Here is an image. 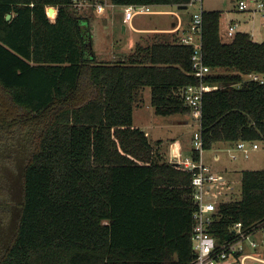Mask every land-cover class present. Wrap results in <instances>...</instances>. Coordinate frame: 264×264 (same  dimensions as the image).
I'll use <instances>...</instances> for the list:
<instances>
[{
	"label": "trees",
	"instance_id": "obj_1",
	"mask_svg": "<svg viewBox=\"0 0 264 264\" xmlns=\"http://www.w3.org/2000/svg\"><path fill=\"white\" fill-rule=\"evenodd\" d=\"M191 1L111 0L121 8ZM47 6L58 7L56 17ZM221 15L202 11L203 56L212 69L206 82L218 86L203 95V150L264 140V83L247 79L264 76V40L246 31L224 40ZM93 17L71 0H0V93L10 113L0 128L22 124L37 139L0 264H193L194 171L170 161L163 141L152 142L134 123L146 87L156 115L192 114L182 90L199 83L193 47L177 32H156L123 58L101 61ZM190 156L198 160L200 152L192 147ZM232 196L208 227L218 244L234 223L248 228L264 218V169L244 170L241 197Z\"/></svg>",
	"mask_w": 264,
	"mask_h": 264
},
{
	"label": "rangeland",
	"instance_id": "obj_2",
	"mask_svg": "<svg viewBox=\"0 0 264 264\" xmlns=\"http://www.w3.org/2000/svg\"><path fill=\"white\" fill-rule=\"evenodd\" d=\"M203 4L206 10H221L223 15H230L235 12V0H196L186 9H180L176 5H161L155 6L154 14L138 15L135 18V27L140 28H155L160 27L169 29L172 23L176 21L173 14H164L162 11H177L180 13L185 25L191 16L200 10V5ZM123 8L115 7L104 17L91 18L93 28V50L98 55L101 61H114L123 58L125 54L130 53L129 42L136 41L143 37L146 41L157 39L153 32L137 35V32L129 28V24L123 22ZM86 15L91 14V11H81ZM236 13V12H235ZM123 26H128L126 31H123ZM164 32V31H163ZM162 33V32H161ZM166 34V33H164ZM256 41L264 39L258 36ZM129 49V50H128ZM147 98V96H146ZM150 99V98H149ZM7 97L0 93V118L9 116ZM154 109L151 101L146 99V103L138 109L134 110V122L136 125H141L144 130H151L149 137L152 142H156L160 137L163 142L160 144L161 150L166 151L171 155L170 148L174 140L180 139L186 147L190 144L191 137L197 129V122L192 115H174L163 116L157 115L154 120ZM173 119L188 120V123L173 122ZM185 124V125H183ZM152 127V129H151ZM0 258L10 245L18 225L21 214V204L23 201V172L26 164L29 162L33 147L36 143V135L31 133L29 128L22 124H13L11 128H0ZM173 135L176 138L172 139ZM260 149L251 151L248 158L239 155L237 159L231 157V152H221V162L212 160L214 151L204 150V154L208 159L213 171H217L222 175L232 189L229 191L233 195V199L241 197V180L242 172L248 169H264V140L257 141ZM213 146V150H215ZM263 155V156H262ZM222 165V166H221ZM216 172V173H217ZM255 239L259 235L252 236ZM256 249L251 248L248 251L251 254L256 253ZM264 256V255H262ZM251 260H248L250 262Z\"/></svg>",
	"mask_w": 264,
	"mask_h": 264
},
{
	"label": "built area",
	"instance_id": "obj_3",
	"mask_svg": "<svg viewBox=\"0 0 264 264\" xmlns=\"http://www.w3.org/2000/svg\"><path fill=\"white\" fill-rule=\"evenodd\" d=\"M192 0L190 4L195 3ZM189 4V5H190ZM49 7L54 11L49 12ZM71 7L79 11L89 10L96 17H104L117 7L111 0H71ZM155 5L151 4H130L123 6V21L132 27V22L138 15L154 14ZM236 9L241 12L252 11L260 13L264 18V0H238ZM203 7L191 16V21L186 31L180 35V40L184 44L193 47L192 71L191 73L199 79L198 84H191L183 88L182 96L185 102L192 108V117L197 122V129L193 133V147L200 152V157L195 160L192 156H182L179 150L173 151L170 161L177 156V162L190 171H194L192 180L194 190V202L196 210L193 213L195 221L193 228L194 248L197 257L193 264H264V218L245 227L242 222H236L230 229V235L225 241L218 244L216 238L209 232V224L213 220V215L217 211L218 205L222 201H227L229 191L232 187L225 181L222 175L216 173L211 167L204 163L202 159L203 143L200 132L203 95L205 92L218 88L216 84L206 82V77L212 72L210 66L204 61L203 56ZM46 12L49 17H56L58 7L47 6ZM240 23L233 21L228 24L225 32L221 35L224 40L232 39L239 31ZM247 79L264 83V76L258 73L247 75ZM259 147L258 142L238 141L231 151V157L237 159L239 155L248 158L252 150ZM259 235L258 239L252 236ZM256 249V253L251 254L250 249ZM248 260H251L248 262Z\"/></svg>",
	"mask_w": 264,
	"mask_h": 264
},
{
	"label": "crops",
	"instance_id": "obj_4",
	"mask_svg": "<svg viewBox=\"0 0 264 264\" xmlns=\"http://www.w3.org/2000/svg\"><path fill=\"white\" fill-rule=\"evenodd\" d=\"M201 5L203 7L202 3H201ZM235 6H236V3H235ZM203 9H204V7H203ZM234 9H235L236 13L233 12L230 15H223V14L221 15V19H220V34L222 35L225 32V29H226V27L228 26L229 23H231L233 21H237V22L240 23L239 31L249 32L254 40L258 36H260L261 38L264 39V18H263V16L260 13H258V12H252V11L241 12V11H238L236 9V7ZM162 12L163 13L166 12L164 14H169V13L173 14L176 17V21L172 23V27H170L167 30L164 29L165 27L164 28L155 27V28H151V29L150 28H140V27L136 28L135 25H134V21H135V19H134V21L132 22V27L134 28V31L137 32V35H141V34L143 35V33H147V32H153V33H156V32L157 33H161L162 32V33H168V34L177 32L178 35L180 36L184 31L187 30L191 19L187 20V22H186L187 24L185 25V23L182 20L179 12H177V11H162ZM122 19H123V16H122ZM127 27L123 31H126ZM140 39L143 40L144 38L143 37L138 38L134 42H132L133 40L130 41L129 45H128L129 49L132 50L133 47L135 46L136 42L138 40H140ZM142 94H143V100L144 101L142 102V104L140 106H138V109L140 107H142L146 103V99L151 101V89H150V87L144 88L142 90ZM146 96H147V98H146ZM153 115H154V113H153ZM156 116L157 115H154V120H157V118H155ZM182 120L183 119H173V122L188 123V120H185V121H182ZM183 125H185V124H183ZM137 126H139L141 129L144 130V128L141 125H137ZM151 129H152V127H151ZM144 131L147 133L148 136L150 135V131L151 130H149V131L144 130ZM158 138H159L158 140H160V137H158ZM169 138L174 139V138H176V136L173 135L172 137H169ZM173 142L174 143L172 144V147L170 148V152L171 153L173 151H175V149H176V150L180 151L182 156H184V157L190 156V154L192 152V147H193L192 137H191V140H190V144L187 147H186L185 144L182 143V141H180V139L174 140ZM235 144H236L235 142H218V143H216L215 144L216 145L215 146V150L209 149V151L210 150L214 151L213 154H212V160L216 161L218 163L221 162V160H223L222 156H221V152L230 153L235 148ZM259 149H260V146L257 149H254L252 151L255 152V151L259 150ZM202 159H203L204 163L209 165L210 167L212 165H214L213 163L209 164L208 159L206 158L204 152L202 154ZM211 169H213V168L211 167ZM215 172H217V171H215ZM225 181H226V179H225ZM226 182H228V181H226Z\"/></svg>",
	"mask_w": 264,
	"mask_h": 264
},
{
	"label": "water",
	"instance_id": "obj_5",
	"mask_svg": "<svg viewBox=\"0 0 264 264\" xmlns=\"http://www.w3.org/2000/svg\"><path fill=\"white\" fill-rule=\"evenodd\" d=\"M179 8L180 9H186L187 8V6H179ZM49 12L50 13H52L53 11H54V8L53 7H49ZM11 18V14H8L7 15V19L9 20ZM126 28V26H123V30ZM173 160L175 161V164H177V165H180L178 162H177V160H178V158H177V156H174L173 157ZM258 264V263H257Z\"/></svg>",
	"mask_w": 264,
	"mask_h": 264
}]
</instances>
